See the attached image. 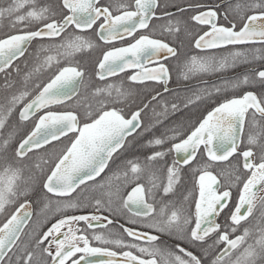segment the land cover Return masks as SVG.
Wrapping results in <instances>:
<instances>
[{
    "label": "snow or ice",
    "instance_id": "1",
    "mask_svg": "<svg viewBox=\"0 0 264 264\" xmlns=\"http://www.w3.org/2000/svg\"><path fill=\"white\" fill-rule=\"evenodd\" d=\"M0 73V264H264V0H0Z\"/></svg>",
    "mask_w": 264,
    "mask_h": 264
},
{
    "label": "trees",
    "instance_id": "2",
    "mask_svg": "<svg viewBox=\"0 0 264 264\" xmlns=\"http://www.w3.org/2000/svg\"><path fill=\"white\" fill-rule=\"evenodd\" d=\"M5 2H7V0H5ZM5 23H7V20H5ZM26 56L28 57L27 60H25V58H21L19 61L16 62V65L19 66L20 68V72L17 73L15 71V66L12 69L7 70L8 71V79L12 82H15L17 84V86L19 85V82L23 79V76L26 72L31 71L34 67V65L37 63V61L34 59V52L33 49H29V52L26 53ZM76 60H81V62H83L82 57L78 56L76 58ZM47 76V72H41L39 73L37 76L34 77V79H44ZM205 78H193V80H190L189 83H193L195 81L201 80ZM5 82V74L4 73H0V86H2ZM221 81L215 80L214 82H212L211 84L207 85L209 87H211L213 84H219ZM198 84H203L202 82L198 83ZM200 87H204V86H200ZM190 89H194V88H190ZM237 92H239V89L236 90ZM178 93L179 94V98H177L175 95L173 96H168L167 99L171 102V101H175L176 103L180 104L181 101L183 100V98L186 95H190V91L189 89H180L178 91H174V94ZM8 95L7 92L4 91V89L2 87H0V103L3 102V97ZM214 102V101H213ZM205 107V105L201 104L199 107L193 105L190 107V109H185L183 107H181V111L176 112L174 115H172L170 117V119L178 124H183L185 122L187 123H191L192 120L191 118L193 116H198L200 114L201 111H203V108ZM13 122L16 121L17 117L15 116V114L13 115V117L11 118ZM33 208H34V215H33V221L37 220L38 217L36 215V213L39 211V208L37 207L36 204H33ZM0 219H2V217H0ZM31 226V224H30ZM249 227V226H248ZM251 228V227H249ZM27 231V229H26ZM253 234H256V231H253ZM249 242H252L251 240H249Z\"/></svg>",
    "mask_w": 264,
    "mask_h": 264
},
{
    "label": "flooded vegetation",
    "instance_id": "3",
    "mask_svg": "<svg viewBox=\"0 0 264 264\" xmlns=\"http://www.w3.org/2000/svg\"><path fill=\"white\" fill-rule=\"evenodd\" d=\"M180 2H183V0H180ZM184 53L186 55H197V50H195L193 47L191 46H186L183 49ZM81 56L83 57V54H77V56L75 57V59ZM252 67L251 65H240L235 69L229 70L228 72L222 73V74H213L210 76H205V78L195 81L193 83H189L187 82V84L181 83V84H177V83H172L170 85V87L173 89L174 91H178L180 89H190V88H195L197 86H205V82L207 83V85L211 84L212 82H214L215 80L218 81H222V79H228V78H233V77H237V76H241L242 74L248 72V69ZM114 80V78H112ZM193 80V79H191ZM204 83L203 84H198V83ZM261 197H264V192H261L258 194V198L256 201V206L253 209V216L249 218V221L247 222V224L245 226H249L251 227V229H253V231H256L258 225L260 223H264V221H261V213L264 212V206H262V202H261ZM123 222V221H121ZM97 231H100V229H97Z\"/></svg>",
    "mask_w": 264,
    "mask_h": 264
},
{
    "label": "water",
    "instance_id": "4",
    "mask_svg": "<svg viewBox=\"0 0 264 264\" xmlns=\"http://www.w3.org/2000/svg\"><path fill=\"white\" fill-rule=\"evenodd\" d=\"M33 212H34V208H33ZM95 259V258H94Z\"/></svg>",
    "mask_w": 264,
    "mask_h": 264
}]
</instances>
